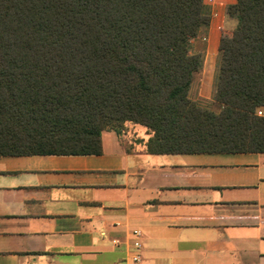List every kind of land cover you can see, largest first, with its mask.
<instances>
[{"label":"trees","instance_id":"16d2710c","mask_svg":"<svg viewBox=\"0 0 264 264\" xmlns=\"http://www.w3.org/2000/svg\"><path fill=\"white\" fill-rule=\"evenodd\" d=\"M226 14L214 112L188 96L204 0H0V157L97 156L126 123L151 155L264 153V0Z\"/></svg>","mask_w":264,"mask_h":264},{"label":"crops","instance_id":"0c3cea01","mask_svg":"<svg viewBox=\"0 0 264 264\" xmlns=\"http://www.w3.org/2000/svg\"><path fill=\"white\" fill-rule=\"evenodd\" d=\"M213 12L195 54L215 81ZM130 130L97 156L0 157V264H133L135 240V264H264V153L151 155Z\"/></svg>","mask_w":264,"mask_h":264},{"label":"rangeland","instance_id":"374dc122","mask_svg":"<svg viewBox=\"0 0 264 264\" xmlns=\"http://www.w3.org/2000/svg\"><path fill=\"white\" fill-rule=\"evenodd\" d=\"M227 1L228 0H214V2H213L212 0H205L206 10H207V13L209 15L211 14L212 7H213L214 8V12H213L214 14L216 13V11H218V12H220V16H223V25L221 27V29L222 28L223 29L222 30L218 29V34H220V36L224 32H225V34L230 33L236 27L237 22H238L236 17H230L226 14V8L229 6ZM216 4H218V6H216ZM203 29H205V28H201L199 30V32L200 31L201 32L197 33V38H195L194 41L190 45L191 46L190 52L192 54H195L198 52L202 53V51L206 47L205 42H207V41L204 42V40H202V37H205V33H206V31H203ZM198 35H199V37H198ZM217 61L218 60L216 59L215 65L218 63ZM202 76L203 75H201V73H197L194 76L193 82H192L191 87L189 89L188 96H189V98L194 100V102L197 104V106H199L201 108L208 109L210 111L217 112L219 110V107L213 102V100H207V99H203V98L199 97V93L201 91H202V93H211V91H213V87L215 85V81H214L215 78L213 76L211 79H209L206 76L204 79V77L201 78ZM209 96H211V95L209 94ZM130 128H132L133 131H135V129H137L143 133L145 132L144 131L145 129H143L142 127H140L138 125L126 123L125 124V132L130 133L131 132Z\"/></svg>","mask_w":264,"mask_h":264},{"label":"built area","instance_id":"2783aa9c","mask_svg":"<svg viewBox=\"0 0 264 264\" xmlns=\"http://www.w3.org/2000/svg\"><path fill=\"white\" fill-rule=\"evenodd\" d=\"M257 114L258 115H261V112H257ZM132 236H134L136 239H137V237H138V233L137 232H133L132 233ZM139 243L135 240L134 241V243H133V251H132V253L130 254V261L133 263V264H135V263H137L138 261H139V259H140V256H139V254H138V249H139Z\"/></svg>","mask_w":264,"mask_h":264}]
</instances>
